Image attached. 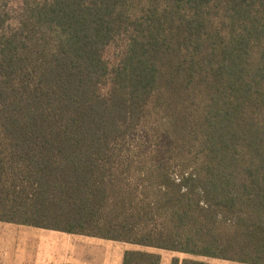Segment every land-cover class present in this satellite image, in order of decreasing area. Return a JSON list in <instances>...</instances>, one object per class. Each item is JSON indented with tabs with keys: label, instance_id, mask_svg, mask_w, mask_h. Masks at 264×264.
<instances>
[{
	"label": "trees",
	"instance_id": "16d2710c",
	"mask_svg": "<svg viewBox=\"0 0 264 264\" xmlns=\"http://www.w3.org/2000/svg\"><path fill=\"white\" fill-rule=\"evenodd\" d=\"M4 3L0 222L264 264V0Z\"/></svg>",
	"mask_w": 264,
	"mask_h": 264
},
{
	"label": "crops",
	"instance_id": "0c3cea01",
	"mask_svg": "<svg viewBox=\"0 0 264 264\" xmlns=\"http://www.w3.org/2000/svg\"><path fill=\"white\" fill-rule=\"evenodd\" d=\"M27 227L30 226L0 222V264H97V253L101 249V246L95 245L94 241L97 239H104L45 229L43 230L47 231L46 233L52 234H41L43 232H31L32 230H26L34 234L28 233L23 235L22 229H28ZM36 231H42V229L37 228ZM35 235H40L39 238L41 239L49 240L52 245L56 246L57 252H55L56 250L54 249L51 250V252H19L22 236L24 239L28 238L29 241L32 237H38ZM114 242L118 243L117 241ZM119 244L124 248L122 258L124 252L127 250L145 249L160 256L159 264H162V255L164 254V251H166L154 248H143L124 242H119ZM88 248H91V251L87 252ZM69 249H71V252ZM168 252H172L170 264L173 258H178L179 260L192 258V256L183 253L173 251ZM199 259L210 264H237L230 261L211 258L201 257Z\"/></svg>",
	"mask_w": 264,
	"mask_h": 264
},
{
	"label": "rangeland",
	"instance_id": "374dc122",
	"mask_svg": "<svg viewBox=\"0 0 264 264\" xmlns=\"http://www.w3.org/2000/svg\"><path fill=\"white\" fill-rule=\"evenodd\" d=\"M23 0H5L4 8H2L9 16L10 20L7 23V27L10 29H13L16 27L17 24V18L19 16V8L21 6V2ZM125 43V37L120 36L115 38V40L109 45L104 53V60L108 64L109 68L117 65L118 60L120 58L121 49L124 46ZM107 92V86H104L102 88V93ZM145 134V130H140L137 134V138H142ZM174 176L178 175L177 171L173 172ZM28 229H22V234H28L31 232H43L41 234H52V233H46L47 231H36L37 228L27 227ZM26 230H32L26 231ZM34 234V233H31ZM38 237H32L29 241L28 238H25L22 236L20 240V248L19 252H51V250H56L57 248L55 245H52V243L49 240H44L39 238L40 235H35ZM90 242V241H89ZM95 245H100L101 249L97 253L98 262L97 264H121L122 260V252L124 250L123 246L121 244L116 243L114 241H108V240H99L97 239L94 241ZM72 249V248H71ZM71 249L69 251L71 252ZM122 250V251H121ZM91 251V248L87 249V252ZM54 252V251H52ZM172 252L164 251V254L162 255V264H170Z\"/></svg>",
	"mask_w": 264,
	"mask_h": 264
}]
</instances>
